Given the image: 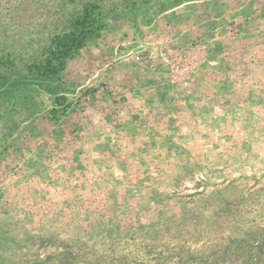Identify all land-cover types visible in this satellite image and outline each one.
<instances>
[{
	"label": "rangeland",
	"instance_id": "rangeland-1",
	"mask_svg": "<svg viewBox=\"0 0 264 264\" xmlns=\"http://www.w3.org/2000/svg\"><path fill=\"white\" fill-rule=\"evenodd\" d=\"M0 68V264H264V0H0Z\"/></svg>",
	"mask_w": 264,
	"mask_h": 264
},
{
	"label": "trees",
	"instance_id": "trees-1",
	"mask_svg": "<svg viewBox=\"0 0 264 264\" xmlns=\"http://www.w3.org/2000/svg\"><path fill=\"white\" fill-rule=\"evenodd\" d=\"M87 14L81 18V21L75 23L73 30L70 33L64 34L61 37L55 38L49 46V53L44 60L34 64L28 69V75L39 77L45 75H55L63 69L68 60L77 55L86 45L87 40L92 36L97 28H88L83 23L87 20ZM20 74L8 72L0 68V83L18 78ZM17 102L22 104L27 101L28 104L34 106L35 94L29 89L26 91H17Z\"/></svg>",
	"mask_w": 264,
	"mask_h": 264
}]
</instances>
